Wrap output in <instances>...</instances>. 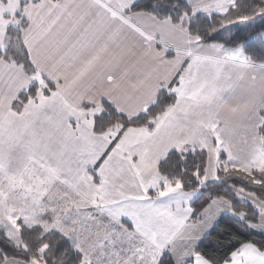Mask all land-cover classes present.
Returning <instances> with one entry per match:
<instances>
[{"label": "snow or ice", "instance_id": "snow-or-ice-1", "mask_svg": "<svg viewBox=\"0 0 264 264\" xmlns=\"http://www.w3.org/2000/svg\"><path fill=\"white\" fill-rule=\"evenodd\" d=\"M0 264H264V0H0Z\"/></svg>", "mask_w": 264, "mask_h": 264}]
</instances>
